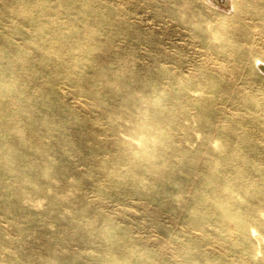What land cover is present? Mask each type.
Wrapping results in <instances>:
<instances>
[{"label":"rangeland","instance_id":"rangeland-1","mask_svg":"<svg viewBox=\"0 0 264 264\" xmlns=\"http://www.w3.org/2000/svg\"><path fill=\"white\" fill-rule=\"evenodd\" d=\"M245 27L206 0H0V264H264Z\"/></svg>","mask_w":264,"mask_h":264},{"label":"bare ground","instance_id":"bare-ground-1","mask_svg":"<svg viewBox=\"0 0 264 264\" xmlns=\"http://www.w3.org/2000/svg\"><path fill=\"white\" fill-rule=\"evenodd\" d=\"M213 2L217 5H230L233 12L239 14L241 20L246 23L245 28L238 29L239 38L242 41L250 42L253 46L260 51V37L264 28V23L261 21L262 17L260 12L255 11L248 6L247 3H241V0H206ZM251 1V0H247ZM255 67L264 71V59L257 57L254 61Z\"/></svg>","mask_w":264,"mask_h":264}]
</instances>
